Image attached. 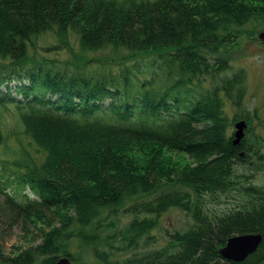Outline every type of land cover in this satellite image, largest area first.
Instances as JSON below:
<instances>
[{
	"label": "trees",
	"instance_id": "16d2710c",
	"mask_svg": "<svg viewBox=\"0 0 264 264\" xmlns=\"http://www.w3.org/2000/svg\"><path fill=\"white\" fill-rule=\"evenodd\" d=\"M263 26L264 3L247 0H0V145L4 114H15L45 153L39 163L3 165L12 169L0 171V240L33 220L49 229L11 258L0 242V264H54L61 255L73 264H264V186L237 173L244 159L255 170L264 163V136L250 128L235 141L233 123L257 110L244 104V68L218 75L230 69L236 39ZM46 32L58 38L53 49L74 32L80 49L113 50L118 60L98 69L28 65L33 38ZM160 148L203 160L186 179L156 183L132 152ZM170 208L192 224L159 248L112 258L115 241L127 249L153 239ZM122 213L131 219L117 228ZM55 218L60 227L51 228ZM248 232L262 236L253 253L219 254L228 237ZM60 234L88 244L94 260L80 262Z\"/></svg>",
	"mask_w": 264,
	"mask_h": 264
},
{
	"label": "rangeland",
	"instance_id": "374dc122",
	"mask_svg": "<svg viewBox=\"0 0 264 264\" xmlns=\"http://www.w3.org/2000/svg\"><path fill=\"white\" fill-rule=\"evenodd\" d=\"M264 0H247V4H262ZM248 28H251L250 26ZM252 29V28H251ZM257 31L253 35H242L235 42L236 45L233 48V52L230 54L231 65L227 70L219 71V76H225L232 73L239 68L245 70V94L244 104L249 109L253 108L257 110V116L254 115L251 121L247 123L245 119H239L233 123L231 129H233V135L235 140L243 138V136L249 134L247 131L252 128L259 136H264V43L258 39L257 33L259 30H264L263 27H257ZM68 38V46L61 49H53L58 44V38L51 32L43 33L33 38L31 46L34 47L32 52L30 51L28 56L24 58L27 64L34 62H53L57 67H62L65 63H72L73 65L81 66L88 65L89 68L98 69L100 66L103 68L109 67L107 62L110 60L117 61L118 58L112 57L116 52L109 51L108 49H101L96 51H87L80 49V40L77 33L70 32ZM71 43V44H70ZM63 44V43H61ZM120 51V50H118ZM141 60V59H140ZM147 61V60H143ZM135 61L132 64L134 65ZM141 69L146 70V64H141ZM149 64V63H148ZM112 67V66H110ZM144 72V71H143ZM252 111V110H251ZM253 127H252V126ZM4 126L6 134V140L0 145V171L6 169L9 171L12 167L3 165L7 161L14 162L16 160H32L33 162H41L45 153L41 148L30 139L28 135L23 133L22 125L17 120L15 114H4ZM264 140V139H263ZM263 142V143H262ZM264 146V141H262ZM158 154V155H157ZM133 161L138 164L150 163L153 170L152 181L162 182L171 179H186L192 173V170L202 163L203 157L196 154H189L185 152L168 150L160 148L155 151L152 150H134L132 152ZM256 163V162H255ZM257 170L254 168V162L252 160L245 159L240 162L237 167V173L251 174L250 181L258 186H264V163H256ZM144 170H139L143 172ZM10 172V171H9ZM24 191V189H22ZM28 190H26L27 192ZM1 200V195H0ZM228 200H223L221 206L223 207ZM61 214V213H60ZM63 214V213H62ZM130 216L125 213L119 214V225L125 226L130 220ZM61 218H55L52 220L53 227H60ZM47 221L25 223L23 225L14 226L7 234L1 233V245L4 256L11 258L18 252L27 249L31 246H35L43 240L44 236L48 233ZM192 224V219L184 211L179 208H170L159 219L158 225L151 230V236L153 239L148 240V243L144 242V237L138 247L131 246L124 249L118 241L114 242L113 259H123L128 256L139 254L140 252L150 251L161 247L167 240L170 232L176 230H184ZM50 228V227H49ZM2 228L0 227V232ZM150 235V234H149ZM60 241L66 243L63 234L59 235ZM144 242V243H143ZM224 245V244H223ZM66 246L71 247L72 251H78V260L80 262H87L94 260L92 248L87 244L81 245L77 248L75 246V240L71 241ZM124 249V250H123ZM66 255H61L63 257ZM69 258V257H68ZM89 258V259H88ZM71 261V260H70ZM72 262V261H71ZM73 264V262H72Z\"/></svg>",
	"mask_w": 264,
	"mask_h": 264
},
{
	"label": "water",
	"instance_id": "95a60500",
	"mask_svg": "<svg viewBox=\"0 0 264 264\" xmlns=\"http://www.w3.org/2000/svg\"><path fill=\"white\" fill-rule=\"evenodd\" d=\"M257 37L264 43V30L258 32ZM261 240L262 236L260 233L235 234L226 239L218 252L225 259L242 261L257 249ZM54 264H72V262L67 256H63L59 257Z\"/></svg>",
	"mask_w": 264,
	"mask_h": 264
}]
</instances>
